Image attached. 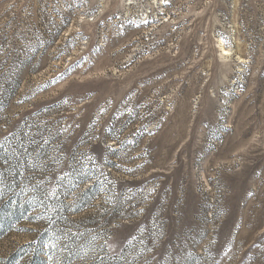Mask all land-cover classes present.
Instances as JSON below:
<instances>
[{"label":"rangeland","instance_id":"obj_1","mask_svg":"<svg viewBox=\"0 0 264 264\" xmlns=\"http://www.w3.org/2000/svg\"><path fill=\"white\" fill-rule=\"evenodd\" d=\"M125 2L0 0V264H264V0Z\"/></svg>","mask_w":264,"mask_h":264},{"label":"bare ground","instance_id":"obj_2","mask_svg":"<svg viewBox=\"0 0 264 264\" xmlns=\"http://www.w3.org/2000/svg\"><path fill=\"white\" fill-rule=\"evenodd\" d=\"M137 0H126V2H128L127 4H125L124 6L127 7V10H131V6L135 5ZM155 1L157 4L160 2V0H152ZM164 1V0H163ZM125 2V3H126ZM161 4V2H160ZM160 6V5H159ZM158 7V5H157ZM142 17H144V14H142ZM219 59L221 62H229L230 58L232 57V53L230 49H227L223 46L222 41L219 43Z\"/></svg>","mask_w":264,"mask_h":264},{"label":"snow or ice","instance_id":"obj_3","mask_svg":"<svg viewBox=\"0 0 264 264\" xmlns=\"http://www.w3.org/2000/svg\"><path fill=\"white\" fill-rule=\"evenodd\" d=\"M251 195V194H250Z\"/></svg>","mask_w":264,"mask_h":264}]
</instances>
